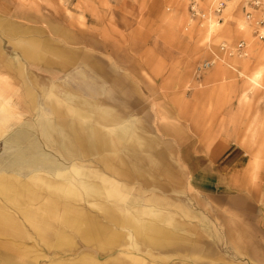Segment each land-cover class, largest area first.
I'll list each match as a JSON object with an SVG mask.
<instances>
[{
  "label": "rangeland",
  "instance_id": "374dc122",
  "mask_svg": "<svg viewBox=\"0 0 264 264\" xmlns=\"http://www.w3.org/2000/svg\"><path fill=\"white\" fill-rule=\"evenodd\" d=\"M220 1L0 0V213L22 230L4 233L0 264H251L215 222L193 249L146 243L108 215L199 208L204 175L232 170L218 163L230 145L264 164V0H228L216 13ZM31 39L75 54L40 87L19 57ZM103 109L146 131L166 167H146L149 151L118 150L141 166L122 176L99 152L66 151L74 111L106 133L94 118Z\"/></svg>",
  "mask_w": 264,
  "mask_h": 264
},
{
  "label": "crops",
  "instance_id": "0c3cea01",
  "mask_svg": "<svg viewBox=\"0 0 264 264\" xmlns=\"http://www.w3.org/2000/svg\"><path fill=\"white\" fill-rule=\"evenodd\" d=\"M31 40V42L28 41L26 43V46L22 45L20 50L18 49L19 57H24L27 63L25 65L26 71H24L25 77L29 82L32 81V84L36 85L37 83L38 87H40L41 80L46 83L53 76L60 78L63 70L61 68H64V63L62 62L68 60V63L71 65L75 54L65 53L59 48L55 51L54 46H49L47 43L43 44L41 41L39 44V40ZM38 44L42 47L47 46L48 49L46 51L48 53H43ZM42 57L44 58L41 59ZM69 64H65V66ZM8 65L12 68L15 66L12 60L8 62ZM41 67L45 69H41ZM16 68L20 72L19 65ZM42 73L44 74L42 75ZM25 95L27 97L32 96L29 90L28 92L26 91ZM51 96L54 97V94L52 93ZM97 103L96 107H99L100 104L99 102ZM62 109L60 107L58 111L59 115L62 113ZM55 111L58 114L57 109ZM64 111L68 112L66 109ZM76 112L74 111V116L71 118L73 120L67 124L65 123L68 132L66 134V140H70L69 142L66 141V151L69 148L70 152L76 149V151H79L84 156L90 152H99L101 153L100 161L110 166L114 173L122 176L140 174L141 166L138 164L137 159L129 161L123 158L118 150L124 153L130 150L149 151L150 154L146 167H166L162 151L153 145V139L146 136L145 129V132H143L136 122L131 121L128 124L122 121L111 109L110 111L103 109L94 118L95 121L102 123L106 127H112V129L104 133L94 124L86 125L82 122V119L86 116L81 115L80 112ZM89 118L91 119V117ZM258 118H261V123L264 125V116L260 112L256 113L255 116V122L257 124L260 122L257 120ZM70 146L74 148L71 149ZM106 151L108 153H105ZM224 153H226L225 158L218 161L220 168L232 170L227 173L220 169L221 172L219 171L220 173L218 174H214V172L209 170L204 175L210 178L208 181L210 180L211 183L200 185L204 190H200L202 194L199 195V198L197 197L200 200L199 208H194L192 211L190 209L187 211V208H182L180 210L182 214H176L178 216L177 219L174 217L175 212L173 211L165 215L172 216V218H161L155 215L151 219L146 220L138 219L136 213L119 217L112 210L111 214L108 213V215L113 216L112 223L130 227L135 236L146 243L163 245L167 242L178 240L180 242H188L185 246L195 249L201 243L200 231L202 225L206 227L204 230L210 229L212 231L211 225L215 222L218 226H223L222 229L224 231L221 234V230L218 228L216 236L219 240H223L226 244H229L235 254L246 259L248 263L264 264L263 161L261 162L250 157L248 151H245L243 146L240 145H235L234 147L230 145L224 150ZM91 174L97 175L96 172ZM88 175L89 173L86 172V177ZM91 184H93L92 190H95V194L100 195V187L95 183ZM197 198L195 197L194 199ZM186 216H188L187 219L192 220L187 221ZM8 219L10 220L11 218L8 217L7 212L0 213V254L2 251L5 252V245L3 244L8 245L2 239L4 238V233L22 231L18 228L14 218L11 219V222ZM165 221H168V223H164ZM162 223L164 224L162 225ZM34 228L32 231L38 230ZM185 232H188V235ZM116 241L114 240L113 243ZM203 256L211 259L213 255L203 253Z\"/></svg>",
  "mask_w": 264,
  "mask_h": 264
},
{
  "label": "bare ground",
  "instance_id": "6f19581e",
  "mask_svg": "<svg viewBox=\"0 0 264 264\" xmlns=\"http://www.w3.org/2000/svg\"><path fill=\"white\" fill-rule=\"evenodd\" d=\"M30 97V96H29ZM64 123V122H63ZM129 124V123H128ZM66 127V126H65ZM119 130H121V129H119ZM126 130V129H125ZM68 133V132H67ZM70 133V132H69ZM72 135V134H71ZM86 136V135H85ZM107 136V135H106ZM70 137H72V136H70ZM105 137V136H104ZM132 138V137H131ZM67 139V138H66ZM71 139V138H70ZM72 140V139H71ZM93 140V139H92ZM67 141V140H66ZM65 141V142H66ZM70 141V140H69ZM69 141H67V142H69ZM106 141H107V139H106ZM114 141V140H113ZM116 142V141H115ZM72 143V142H71ZM91 143V142H90ZM73 144V143H72ZM95 144V143H94ZM106 144V143H105ZM114 144V143H113ZM116 144H118V143H116ZM67 145H68V143H67ZM108 145H109V142H108ZM74 146H75V143H74ZM126 146V145H125ZM90 147V146H89ZM95 147V146H94ZM77 148V147H76ZM117 149H119V148H117ZM70 151V150H69ZM72 151V150H71ZM75 151H76V149H75ZM59 174H61L62 175V173H59ZM67 174V173H66ZM4 175V174H3ZM36 178V177H35ZM34 179V178H33ZM8 182V181H7ZM21 188V187H20ZM30 188V187H29ZM44 192V191H43ZM5 195V194H4ZM36 197V196H35ZM55 204V203H54ZM2 209H0V211H1ZM5 212V211H4ZM2 217V216H1ZM4 218V217H3ZM6 218V217H5ZM66 218V217H65ZM73 218V217H72ZM12 219V218H11ZM77 219V218H76ZM94 219V218H93ZM9 220V219H8ZM9 222H11L10 220H9ZM18 222V221H17ZM16 223V222H15ZM162 225H163V223H162ZM160 227V226H159ZM97 230H98V228H97ZM101 231H102V229H101ZM112 231V230H111ZM113 237H114V235H107V242H109V241H111L112 239H113ZM115 238V237H114ZM66 244V243H65ZM67 245V244H66Z\"/></svg>",
  "mask_w": 264,
  "mask_h": 264
},
{
  "label": "built area",
  "instance_id": "2783aa9c",
  "mask_svg": "<svg viewBox=\"0 0 264 264\" xmlns=\"http://www.w3.org/2000/svg\"><path fill=\"white\" fill-rule=\"evenodd\" d=\"M226 1H228V0H225V1L222 0V1H220V2L218 3V5H217V7H216V9H215V12H216V13L220 12L222 6L225 4Z\"/></svg>",
  "mask_w": 264,
  "mask_h": 264
}]
</instances>
